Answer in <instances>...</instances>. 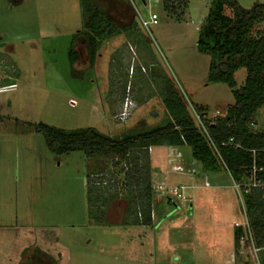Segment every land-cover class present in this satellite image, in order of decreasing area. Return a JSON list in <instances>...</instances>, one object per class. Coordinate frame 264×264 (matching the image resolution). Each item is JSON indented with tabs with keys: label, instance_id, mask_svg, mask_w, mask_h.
Listing matches in <instances>:
<instances>
[{
	"label": "rangeland",
	"instance_id": "obj_1",
	"mask_svg": "<svg viewBox=\"0 0 264 264\" xmlns=\"http://www.w3.org/2000/svg\"><path fill=\"white\" fill-rule=\"evenodd\" d=\"M134 1L157 23L142 26L129 0H97L128 28L101 44L93 66L78 38L74 74L67 51L82 28L80 0H0V264H259L243 226L234 252V225L245 216L233 180L222 168L204 171L188 146L164 151L183 154L179 164L193 175L171 173L169 156L148 149L152 219L142 225L123 197L125 167L115 156L54 153L35 129L93 127L114 138L146 130L170 118V86L196 125L197 106L206 118L225 114L232 89L208 81L210 57L196 46L211 0H172L185 2L176 14L163 0ZM237 2L249 9L264 0ZM245 75L243 67L234 73L237 88ZM251 120L264 130V106ZM181 186L183 197L169 192Z\"/></svg>",
	"mask_w": 264,
	"mask_h": 264
},
{
	"label": "trees",
	"instance_id": "obj_2",
	"mask_svg": "<svg viewBox=\"0 0 264 264\" xmlns=\"http://www.w3.org/2000/svg\"><path fill=\"white\" fill-rule=\"evenodd\" d=\"M164 10L178 13L185 2L163 0ZM82 28L71 36L67 58L72 73L78 59L74 49L80 38L93 66L101 44L126 30L121 29L107 15L97 0H80ZM179 8L180 10L177 11ZM264 21V3L242 8L237 0H211L208 14L202 22L196 46L210 57L208 81L225 83L233 93V103L224 115L206 118V109L197 106L206 127V133L190 117L182 99L171 89L163 94L170 118L155 127L114 138L93 127L62 129L38 123L36 131L43 133L47 147L54 153L84 151L88 155H113L115 167L124 165L123 197L128 209H135L137 222L147 225L152 219V184L149 147L188 146L191 156L206 172L227 171L233 181L244 182L255 163L264 168V130L257 131L252 114L264 106V30L255 27ZM135 22H133L134 24ZM245 68L241 87H236L234 73ZM75 74V73H74ZM264 179V175H262ZM89 184V182H88ZM121 190V189H120ZM117 192L114 193L116 198ZM245 216L256 247L264 246V195L260 188L244 193ZM101 205L103 203H100ZM100 205V206H101ZM243 236L241 227L234 226V252ZM259 264H264V250H260Z\"/></svg>",
	"mask_w": 264,
	"mask_h": 264
},
{
	"label": "built area",
	"instance_id": "obj_3",
	"mask_svg": "<svg viewBox=\"0 0 264 264\" xmlns=\"http://www.w3.org/2000/svg\"><path fill=\"white\" fill-rule=\"evenodd\" d=\"M129 1L132 4V7H133L134 12H135V15H138L139 22H140V24L142 26L147 28L150 24H156L157 23L158 16H157L156 13L152 12V13H150L148 18H145V17H143L140 14L139 10L137 9V7L135 5V1L134 0H129ZM141 1H142L143 5L147 4L146 0H141ZM121 106L122 107H121V110L119 111V114L117 115V119L120 120V121H124L130 114L129 112H130V110L132 108L131 101L128 99V100L124 101ZM193 111H194V117H195V119L197 121V125L207 135L205 122H204L202 116L198 112H196L195 110H193ZM208 139L210 141V144L212 145V147L216 151V146L212 143V141L209 138V136H208ZM148 149L150 150L151 147H149ZM169 158H170V161L168 163L171 165V173L180 174V175H193V174L196 173L195 169L186 168L182 164H179V162L181 160L180 159L181 158V153H178L176 155H175V153L174 154L173 153H169ZM261 173H262V175H264V168L262 166H257L255 163H253V165L251 166V168L248 171V175H247L246 180L244 182L233 181L234 182L233 187L237 191V195L239 197V202H240V205L242 207V212H243L244 216H245V211H244V206H243V197H242V195L244 193L249 192V190L251 188H260L263 191V195H264V179L262 178ZM206 179L207 178H205L204 186L208 187L209 184H208ZM161 187L162 186H160L159 188H161ZM184 188H185L184 186H181L180 188L175 187V188L170 189L169 192L172 193L173 195H177V196L180 195L181 197H183L182 196V190ZM234 226H238V227H241V228L243 226V227L246 228V230H245L246 234H247L246 236L248 237V239L250 241V246L253 249L254 253H257L260 250H264V246L258 248L253 243L252 232H251V229H250L249 224L247 222L246 216H245V222L244 223H236ZM242 240H243V236L241 237L239 242H243ZM257 263H259V262H257Z\"/></svg>",
	"mask_w": 264,
	"mask_h": 264
},
{
	"label": "crops",
	"instance_id": "obj_4",
	"mask_svg": "<svg viewBox=\"0 0 264 264\" xmlns=\"http://www.w3.org/2000/svg\"><path fill=\"white\" fill-rule=\"evenodd\" d=\"M160 148H161L163 151H164V150H166V151H167V150H170V151L172 150L170 146H161V147H160V146H154V147L151 148V151H150L151 154H152V153H153V154H157V156L159 157L158 152H159L160 150H158V149H160ZM176 148H177V150H178V149H179V150H180V149L182 150V148H179V147H176ZM173 149H174V147H173ZM166 151H164V155H165V156L167 155V154H165ZM178 153H180V152H178ZM181 155H182V157H181L180 159L183 158V154H181ZM167 156H169V154H168ZM163 158H164V157H163ZM168 162H169V161H168ZM159 164H160V163H159ZM163 172H164L163 170H161V171H157V172L155 171L154 174L158 175V178H162Z\"/></svg>",
	"mask_w": 264,
	"mask_h": 264
}]
</instances>
